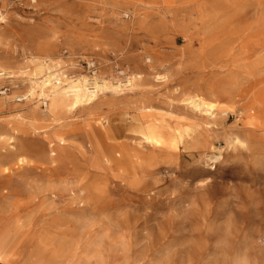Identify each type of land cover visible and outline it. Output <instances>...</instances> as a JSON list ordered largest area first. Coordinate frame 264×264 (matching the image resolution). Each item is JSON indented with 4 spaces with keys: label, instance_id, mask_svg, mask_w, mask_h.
Here are the masks:
<instances>
[{
    "label": "rangeland",
    "instance_id": "rangeland-1",
    "mask_svg": "<svg viewBox=\"0 0 264 264\" xmlns=\"http://www.w3.org/2000/svg\"><path fill=\"white\" fill-rule=\"evenodd\" d=\"M0 264H264V0H0Z\"/></svg>",
    "mask_w": 264,
    "mask_h": 264
}]
</instances>
